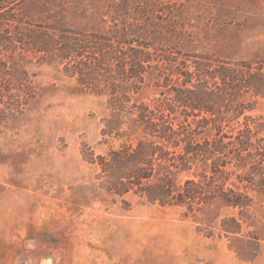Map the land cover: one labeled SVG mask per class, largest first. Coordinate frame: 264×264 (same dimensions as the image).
Segmentation results:
<instances>
[{
  "label": "rangeland",
  "instance_id": "rangeland-1",
  "mask_svg": "<svg viewBox=\"0 0 264 264\" xmlns=\"http://www.w3.org/2000/svg\"><path fill=\"white\" fill-rule=\"evenodd\" d=\"M14 13L23 23L13 31L27 23L54 27L100 44L106 55L88 83L74 68L76 56L16 53L33 93L19 107L0 103V264H264V193L251 192L253 220L228 236L222 221L241 218L239 210L224 209L209 224L203 212L152 204L134 192L112 196L100 166L87 161L136 142L132 122L120 129L129 136L107 133L117 120L113 92L127 91L129 106L155 108L165 90L157 66L170 74L183 62L194 70L199 58L264 60V0H24ZM142 46L152 67L139 91H129V50ZM252 101L250 126L262 136L264 100ZM213 136L207 129L202 137ZM203 173L212 174L204 162L189 171L157 163L152 182L168 175L180 189Z\"/></svg>",
  "mask_w": 264,
  "mask_h": 264
},
{
  "label": "trees",
  "instance_id": "trees-1",
  "mask_svg": "<svg viewBox=\"0 0 264 264\" xmlns=\"http://www.w3.org/2000/svg\"><path fill=\"white\" fill-rule=\"evenodd\" d=\"M23 1L0 0V103L9 107L26 104L33 93L28 73L15 58L19 50L53 53L66 59L76 56L80 61L74 68L88 83L106 55L100 44L90 47L92 41L88 38L59 33L54 27L27 23L13 31L14 22L23 23L14 13ZM148 48L129 50L128 80L134 81L129 91H139L147 69L152 67L145 65L153 59ZM182 65L170 74L165 71L168 67L157 66L156 70H162L159 76L164 78L158 86L165 90H161L162 97L155 108L145 104L129 106L132 99L127 91L121 96L113 92L110 105L117 120L109 122L107 133L129 136L126 131L120 133V129L132 122L139 137L135 143L112 149L106 156L95 157L92 153L87 161L100 166L102 184L112 196L134 192L152 204L203 212L204 221L209 224L224 209L239 210L241 218H226L221 228L228 236L241 233L244 223L254 216L251 192L264 193V135L251 128L253 119L247 114L257 102L252 100H264V60L234 63L199 58L194 70L189 69L187 62ZM174 75L178 78L174 79ZM124 117H129V121L122 122ZM190 118L199 119L195 126ZM242 118L243 127L233 128ZM207 129L215 131V136L202 137ZM164 162L183 171L204 162L212 174L187 180L180 189L168 175L152 182L156 164ZM234 176L239 184L228 186Z\"/></svg>",
  "mask_w": 264,
  "mask_h": 264
}]
</instances>
